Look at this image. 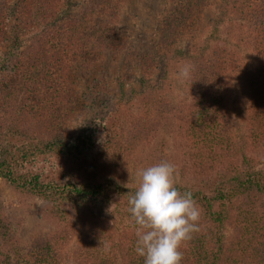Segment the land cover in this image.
I'll list each match as a JSON object with an SVG mask.
<instances>
[{"label": "trees", "instance_id": "trees-1", "mask_svg": "<svg viewBox=\"0 0 264 264\" xmlns=\"http://www.w3.org/2000/svg\"><path fill=\"white\" fill-rule=\"evenodd\" d=\"M124 2L0 0V43L12 52V67L0 78V178L46 199L53 213L88 217L94 215L91 205L102 211L113 203L132 219L128 200L135 190L104 171H124L142 145L157 139L165 146L171 135L163 132L178 130L189 137L190 170L200 183L177 187L191 191L201 209L200 230L181 248L182 264H264V168L254 165L224 123L225 92L234 78L244 77L250 88V136L264 151V0H242L238 6L256 25L250 58L225 46L199 56L187 53L183 43L196 37L212 0H173L158 24L156 46L142 50L135 61L144 111L128 119L109 109L100 92L80 88L74 69L84 58L91 66L90 46L126 49L115 20ZM173 56H188L193 66L188 81L195 102L184 113L165 89ZM100 101L103 117H87V124L82 117L74 126L76 113L96 111ZM47 157L54 165H36ZM113 214L96 221L70 254L60 246L63 235L23 242L16 221L0 206V264H144L135 251L139 230H119L121 219L113 216L112 222ZM229 224L241 228L230 242Z\"/></svg>", "mask_w": 264, "mask_h": 264}, {"label": "rangeland", "instance_id": "rangeland-1", "mask_svg": "<svg viewBox=\"0 0 264 264\" xmlns=\"http://www.w3.org/2000/svg\"><path fill=\"white\" fill-rule=\"evenodd\" d=\"M240 1L242 2V0H212L196 37L187 36L183 43L187 53L190 52L193 56H199L209 54L217 46H225L243 57L250 58L253 55L252 40L256 25L251 16L239 10ZM172 2L173 0H125L115 20L118 27L123 30L122 42L128 41L126 49L117 51L90 46L88 54L92 60L91 66H86L88 60H84L85 58L79 59L74 66L75 71L79 72L80 88L87 93L100 92L101 100L110 101L108 108L117 110L120 115L125 117L124 119L143 115L144 102H142V97L145 94L140 88V72L135 61L139 58L137 56L142 53V50L152 49L156 46L158 24L171 10ZM7 45V43H0V78L3 73L7 74L12 67V52ZM131 45L132 47H130ZM189 61L188 56L184 58L173 56L167 65L165 89L181 113L190 110L191 105H194L195 102L194 84L192 81L179 76L180 69L186 64L189 65ZM157 79L155 78L154 81L156 82ZM99 88L105 89L99 91L97 90ZM105 92L106 94L103 95ZM225 95L226 116L224 123L226 129L234 132L241 148L248 152L254 165L258 168H264V151L253 144L250 136V88L246 79L244 77L234 78L229 83ZM101 103L98 110L95 108L96 111L90 107L86 113H76L73 117V119H77L74 121V126L83 122L82 117L85 124L89 121L87 117L94 119L103 117L104 113L101 112L104 103ZM97 104L96 102V106ZM14 118L16 117L12 115L10 120ZM166 132H163L165 136H171L167 138L168 141L165 146L160 145V141L157 139L149 145H142L137 154L135 153L130 159V164L126 166L124 171L118 173L112 171L110 173V169H108L109 171H104L105 175L116 174L117 180L114 181L116 184L126 189L136 190L139 170L162 160H167L177 168L176 185H198L200 180L190 170L192 154L189 145L186 143L189 137L178 130L175 131L177 134H173L174 132H167V134ZM20 139L25 141L23 135L20 136ZM36 162H38L36 165L49 167L54 165L55 160L47 157ZM49 205L46 199L16 189L0 178V206L14 218L16 227H18V234L25 243L38 237L59 234L60 236L63 235L60 240L63 253L71 254L84 242L93 224L112 211L114 212L110 217L112 222L113 216H117L116 220L121 219L117 222L119 230L124 231L127 228L141 230L133 218L130 219L128 214L118 211L117 204H105L102 211L98 208L99 206L91 205L89 210L94 215L88 217L78 215L75 212L53 213L51 211L52 206L49 207ZM119 208L121 207L119 206ZM260 212L264 213V207ZM234 225H227L228 242L241 230V228L238 230V226Z\"/></svg>", "mask_w": 264, "mask_h": 264}, {"label": "clouds", "instance_id": "clouds-1", "mask_svg": "<svg viewBox=\"0 0 264 264\" xmlns=\"http://www.w3.org/2000/svg\"><path fill=\"white\" fill-rule=\"evenodd\" d=\"M192 65L179 72L189 79ZM176 166L162 160L138 171V187L129 196V211L140 231L135 251L144 264H182L181 248L198 232L201 209L191 191L176 185Z\"/></svg>", "mask_w": 264, "mask_h": 264}]
</instances>
